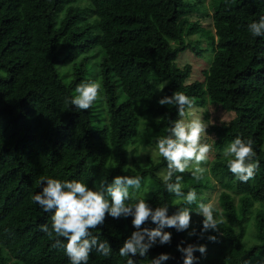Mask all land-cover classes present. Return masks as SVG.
<instances>
[{
  "label": "trees",
  "instance_id": "obj_1",
  "mask_svg": "<svg viewBox=\"0 0 264 264\" xmlns=\"http://www.w3.org/2000/svg\"><path fill=\"white\" fill-rule=\"evenodd\" d=\"M187 1L0 0V264H69L64 251L52 246L55 238L40 230L51 226L53 215L31 199L41 191V177L77 180L102 191L116 176L141 177L147 196L152 200L157 195L169 216L190 208L191 226L184 232L170 228L171 243L157 242L143 257H122L124 242L109 239L119 229L128 230L132 219L123 224V217L111 222L106 216L92 234L107 241L111 253L104 256L93 249L88 264H127L129 258L150 264L160 254L171 257L162 264H183L177 246L189 244L206 246L205 254L194 253L196 264H252L255 258L256 264H264V207L255 209L252 201L264 191V36L254 37L248 29L264 17V0H216L212 13L202 16ZM195 16L210 21L207 38L215 41L201 80L187 81L190 67L179 68L176 60L188 48L185 37L202 33L198 22H190ZM87 17L95 19L93 26L83 25ZM93 29L98 34L91 35ZM96 48L101 61L88 79L87 64L96 55H87ZM95 80L100 90L90 109L77 111L65 104L78 84ZM164 84L156 95L155 86ZM177 91L191 98L194 109L215 104L233 114L226 125L208 130L214 138L213 158L202 163L207 166L202 178L195 179L189 170L176 173L183 177L185 195L197 193L191 205L166 191L161 172L167 161L162 156L140 161L136 149L130 150L142 118L147 123L145 144L151 147L168 135L171 122L180 118L178 109L158 101ZM237 137L253 141L252 162L259 168L251 187L250 180L233 182L227 168L231 158L223 155ZM211 176L223 187L245 192L238 205L228 191L220 192L224 220L216 242L207 239L209 231L200 238L196 214L198 203H206L205 194L214 190ZM251 214L261 244L246 250L243 237ZM193 229L197 235L189 237Z\"/></svg>",
  "mask_w": 264,
  "mask_h": 264
},
{
  "label": "clouds",
  "instance_id": "obj_2",
  "mask_svg": "<svg viewBox=\"0 0 264 264\" xmlns=\"http://www.w3.org/2000/svg\"><path fill=\"white\" fill-rule=\"evenodd\" d=\"M248 29L254 37L264 36V17H261L258 22L250 23ZM165 86L166 84L160 85V90L162 91ZM99 90L100 85L95 81L82 82L76 86L75 95L65 100V104L74 106L77 111H86L97 100ZM158 103L160 106L176 107L178 115L182 118L185 116L186 108L189 110L192 108L191 98L178 91L170 97L161 98ZM204 133H206V125L202 120L180 119L171 122L168 135L155 144V150L167 161V171L161 173L166 191L175 194L176 197H182L188 205L197 202V193L195 190H190L185 195L181 184L183 177L176 173H184L192 163L193 177L197 180L202 178L206 169L201 167V164L207 162L211 151V145L201 143V136ZM223 155L231 158L228 160L227 168L236 180L247 183L255 177L259 163L252 162L255 152L251 139L245 141L240 137L235 138L224 149ZM174 175L175 182H173ZM141 179V177L116 176L112 183L106 187L102 186V191H93L77 180L61 181L41 177L38 180L41 191L33 195L31 199L44 212H52L53 215L51 226L41 225L40 230L50 239L55 238L52 246L64 251L69 264H88L93 249L101 255H110L111 248L108 242H101L98 236L92 234V230L104 224L106 216L114 219L129 216L133 218L131 223L136 231L132 232L119 249V255L122 257H129V254L143 257L157 242L160 245L170 244L171 233L163 229L175 228L177 232L189 229L191 209L179 208L175 214L169 216L168 206L153 210L145 200L129 203L132 198L129 189L139 190ZM215 211L211 203L201 202L197 205L196 214L203 217L201 239L209 230H218V224L222 221L214 216ZM149 220L157 227L142 228V225ZM188 235L196 236V229L188 232ZM207 239L210 242H216L214 235H209ZM183 243L182 241L181 244ZM177 251L182 254L183 264H196L197 257L194 253L198 251L202 255L205 254L206 246L178 245ZM170 258L168 254H160L150 264H162ZM127 264H135V261L129 258Z\"/></svg>",
  "mask_w": 264,
  "mask_h": 264
},
{
  "label": "rangeland",
  "instance_id": "obj_3",
  "mask_svg": "<svg viewBox=\"0 0 264 264\" xmlns=\"http://www.w3.org/2000/svg\"><path fill=\"white\" fill-rule=\"evenodd\" d=\"M217 1L216 0H188L187 4L189 5H194L195 8L197 9L198 13L202 16L206 13H212L213 8L215 7ZM81 6L83 5V7L87 6V3L85 1H81ZM200 16V17H201ZM61 17V16H60ZM197 18L192 17L190 19V22L192 21H196L199 23L200 25V29L202 31L201 34H194L190 37H185V43L184 45H186L188 48L180 53L177 57L176 60V64L179 68H183L185 66H189L190 70H191V75L189 77V79H187V81H194V80H201L200 79V71L205 69L207 67V65L210 62V58L212 56V48L214 47V41L215 38H211L210 36H208L209 38H207V28L210 26V21L207 18ZM83 25L85 23L93 26L95 24V19L93 17H87L85 18V21L82 22ZM98 34V31L96 29H93L91 31V35H96ZM194 49L195 51L191 50ZM93 55H96L94 58L91 57ZM91 57L89 59L88 62V79H92L94 77V73L93 70L94 68L98 65V63L101 61V57L100 54L98 52V48L94 49L93 51H91L88 55L87 58ZM191 78V79H190ZM95 82H97L99 84L98 80H95ZM160 85L155 86V92L156 95L160 96ZM123 100V97H121V101ZM233 118V114L231 113H226L224 112L220 107H217L215 104H209L206 109H194L191 108L190 110L188 109L187 112L185 113V116L182 118L180 117V119H184L185 121H191L192 119H200L202 120L205 125H206V133L202 134L201 136V143H205V144H209L211 145V147L213 146V142H214V138L212 135H210V133L208 132L209 128L211 126L214 125H226L231 119ZM141 121V126H140V131L138 132V135L136 136V138L134 139L133 144L130 146V150L131 149H136L137 154H136V158L140 161H144L146 156H151L153 159H156L158 152L155 149L154 145H147L145 144V142H143L142 140H144V132H146L147 130V123L143 124V121H146V119H140ZM209 158L208 160H211L213 158V154L212 152H210L208 154ZM142 158V159H141ZM193 165L192 163L189 164V168L187 170L189 171H193ZM201 167L202 164H201ZM204 168V167H203ZM205 169H207V166L205 167ZM167 170L162 171L161 173H166ZM162 177V175H161ZM163 178V177H162ZM212 186L214 187V190H209L207 191V194H205V197L208 196L207 202L205 204L211 203L213 208L216 210L214 212V216L219 219V220H224V218L222 217V210L220 209L219 206V198H220V192L222 191H228L231 196L234 197L235 203L238 205L240 203V198H242L243 194L245 195V192H235L233 190H231L229 187V185L227 186H222V184L220 182H218L216 180L215 177L211 176L210 177ZM233 182L236 184V178L233 179ZM228 183V182H227ZM229 184V183H228ZM253 180L251 179L248 182V186H252ZM143 184H141V187L139 190L137 189H133L130 188L129 189V193L130 196L132 197L131 200L129 201V203H137L139 202V200H145L146 203H148V205L155 210L154 206L157 208L160 204V202L158 203V198L157 195L155 196V198H153L151 200V198H149V196H147L148 191H147V187L146 186H142ZM154 193H155V189H154ZM201 197H204V195H202ZM154 201V202H153ZM252 201L254 204L255 209L258 207H264V191H262L261 193H259L256 196L252 197ZM199 204V203H198ZM160 207V206H159ZM194 214L193 212L190 213V215ZM200 218V219H199ZM197 221H200V224L198 225V229L199 231L202 228V220L203 217L199 216ZM248 221L245 224V230H244V237H243V246L246 250L254 247V246H258L261 243L259 241H257L255 239V233H254V229H253V224H252V214L248 217ZM129 219H133L131 216H129ZM109 220L112 222V220L114 222H116L117 219H114L112 217L109 216ZM122 223L126 224L128 217L127 218H122ZM121 228H123V225H120ZM129 229L126 230V228L124 227L123 229H119L118 230V234L117 236H112L110 237L109 240H115V241H119V242H124L127 238H129L132 234V232L136 231L135 228H133L132 223L130 221V224L128 223ZM157 225L156 224H151V222H147L144 225H142V228H149V229H153L156 228ZM129 231V232H128ZM163 231L166 232H170L171 229L170 228H165L163 229ZM114 232H116L114 230ZM209 233L211 235L214 236H218V232L217 231H212L209 230ZM207 234V233H205ZM204 234V235H205ZM200 236V234H199ZM257 263V259L255 258L253 260L252 264H256Z\"/></svg>",
  "mask_w": 264,
  "mask_h": 264
}]
</instances>
